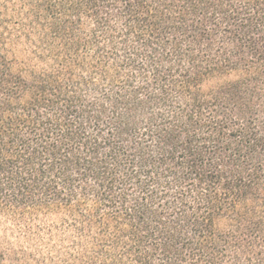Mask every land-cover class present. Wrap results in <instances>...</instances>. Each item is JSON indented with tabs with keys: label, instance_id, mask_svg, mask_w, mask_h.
Here are the masks:
<instances>
[{
	"label": "trees",
	"instance_id": "1",
	"mask_svg": "<svg viewBox=\"0 0 264 264\" xmlns=\"http://www.w3.org/2000/svg\"><path fill=\"white\" fill-rule=\"evenodd\" d=\"M0 264H264V0H0Z\"/></svg>",
	"mask_w": 264,
	"mask_h": 264
}]
</instances>
